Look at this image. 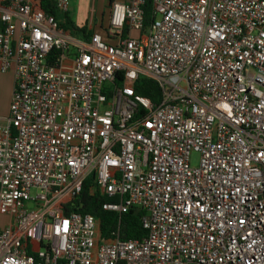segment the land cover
Listing matches in <instances>:
<instances>
[{"label": "built area", "instance_id": "built-area-1", "mask_svg": "<svg viewBox=\"0 0 264 264\" xmlns=\"http://www.w3.org/2000/svg\"><path fill=\"white\" fill-rule=\"evenodd\" d=\"M149 3L112 0L81 40L0 0V264H264V0ZM87 175L102 210H142L141 239L63 211Z\"/></svg>", "mask_w": 264, "mask_h": 264}, {"label": "trees", "instance_id": "trees-1", "mask_svg": "<svg viewBox=\"0 0 264 264\" xmlns=\"http://www.w3.org/2000/svg\"><path fill=\"white\" fill-rule=\"evenodd\" d=\"M52 1L53 0H40L41 8L54 16L59 27L68 30L70 34L81 40H87L92 31L86 30L84 24L80 26L74 25L65 15L66 12L59 13L53 10ZM110 2H112V0H108V3ZM149 11V0H144L143 12L145 21L149 19ZM61 15L63 19H60ZM99 32H104V27H101ZM115 79L118 81L119 77L116 76ZM132 85L136 93L149 98L152 102L157 100L159 91L152 80L143 76H138ZM91 178V175H87L83 179L79 193L74 196L66 206L62 207L63 211H76L81 214L87 213L96 218L100 240L112 237L110 235L111 232L120 239H141L145 235V231L140 225V217L143 214L142 210L132 207L119 215L102 210L100 206L101 203L113 201L114 198L100 196L96 191L90 194L87 190V186Z\"/></svg>", "mask_w": 264, "mask_h": 264}, {"label": "rangeland", "instance_id": "rangeland-1", "mask_svg": "<svg viewBox=\"0 0 264 264\" xmlns=\"http://www.w3.org/2000/svg\"><path fill=\"white\" fill-rule=\"evenodd\" d=\"M100 0H97V2ZM102 1V0H101ZM77 1L76 0H70V5L73 3L75 5ZM88 2L91 7V0H81L79 3H81V9H80V15H79V21H76L75 17L73 16L72 11H68V17L70 20L73 22V24H78L81 23L82 25L85 23H88L89 19L91 18V15L89 14V11L87 10L88 7ZM109 12V6L107 4H102L100 11L95 13V19L99 17V15L102 18V24L104 26L106 25L107 22V16ZM61 19H63L61 17ZM96 19V20H97ZM77 26V25H76ZM11 92V73L7 72L5 74L0 75V116H4L7 112V105H8V100ZM198 155L195 152L190 153L189 156V164L194 166L197 163ZM34 191H31L30 194H33ZM3 219V218H2Z\"/></svg>", "mask_w": 264, "mask_h": 264}, {"label": "crops", "instance_id": "crops-1", "mask_svg": "<svg viewBox=\"0 0 264 264\" xmlns=\"http://www.w3.org/2000/svg\"><path fill=\"white\" fill-rule=\"evenodd\" d=\"M77 2L75 3V5L72 3L70 5V0H69V5H68V9L65 13V15L68 17V11H69V7H70V11H72L73 16L75 17L76 21H79V13H80V9H81V3H79L81 0H76ZM102 4H107L108 5V0H100L97 2V0H91V7L90 4L88 2V7L87 10L89 11V14L91 15V18L89 19L88 23H84V26L86 28V30H90V31H100L101 27H104V24H102V18L99 15L98 19H95V13L97 14L98 11H100L101 9V5ZM62 15L60 16L61 19ZM69 18V17H68ZM70 19V18H69ZM77 26L82 25L81 23L75 24Z\"/></svg>", "mask_w": 264, "mask_h": 264}, {"label": "water", "instance_id": "water-1", "mask_svg": "<svg viewBox=\"0 0 264 264\" xmlns=\"http://www.w3.org/2000/svg\"><path fill=\"white\" fill-rule=\"evenodd\" d=\"M109 4V3H108Z\"/></svg>", "mask_w": 264, "mask_h": 264}]
</instances>
